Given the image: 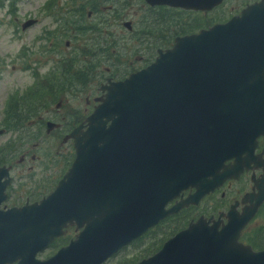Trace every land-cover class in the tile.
Here are the masks:
<instances>
[{"label": "water", "instance_id": "1", "mask_svg": "<svg viewBox=\"0 0 264 264\" xmlns=\"http://www.w3.org/2000/svg\"><path fill=\"white\" fill-rule=\"evenodd\" d=\"M148 1L199 7L208 0ZM106 87L87 128L81 123L70 134L76 157L56 188L40 202L0 211V239L34 252L68 223L84 225L53 257L35 260L42 264H99L171 212L165 203L179 179L201 185L213 174L207 181L217 182L198 185L205 193L226 178L221 166L239 167L240 134L264 120V0L177 36L149 65ZM228 151L238 155L234 164L207 156ZM243 199L251 205H233L227 222L201 216L136 264H264V248L240 239L264 201V174Z\"/></svg>", "mask_w": 264, "mask_h": 264}, {"label": "flooded vegetation", "instance_id": "2", "mask_svg": "<svg viewBox=\"0 0 264 264\" xmlns=\"http://www.w3.org/2000/svg\"><path fill=\"white\" fill-rule=\"evenodd\" d=\"M88 1H90V3H88ZM99 2L100 0H46L45 4L47 5L49 3V7H47L44 12L51 18V23L46 26L44 30L37 32L33 37V42L36 43V47L33 45L36 51L33 52L42 53L47 57L39 59L33 55L32 61L26 60L24 67L26 69L34 67V70H36L39 68L38 63L48 62V56H50L52 60L54 59L53 53H59L64 51L65 48H71L72 53H74V58L76 59V62L71 64L74 69L67 70L71 78L77 79L75 74L78 73V70L86 72L81 75H84L88 81L92 78H96L99 73V68L104 72L111 73V66H102L98 64L102 52L101 43L103 30H101V22L104 20L100 12L102 11V3ZM113 7L114 6L110 5V8ZM196 11L199 10L192 9V12L188 14L193 16L200 15ZM202 11L201 14L206 15L208 13L206 10ZM127 14V11H125V13L115 11V14L109 15L105 19L115 20L116 16L120 19L124 16L123 18L125 19ZM87 19L90 21H86ZM38 22L39 18L37 16L28 17L22 22V27L26 29L27 26L37 24ZM28 56L29 54H25L24 58ZM140 57L142 62L146 61L142 58V55H140ZM58 60L62 67H64L65 64L61 61L60 55ZM60 63H58V65H60ZM55 72V70L48 71L47 73L50 74V76L48 78L44 77L41 81L38 79V76H36L34 82L30 86L25 89H17L19 91L17 92V98L13 100L14 103H11V106L2 111L0 133L9 132L10 137L2 144L0 143L1 212H8L10 208L21 207L31 202L40 201L44 196L54 190L56 186L55 180L64 173L62 169L65 164L69 162L71 152L68 150L66 154L62 155L64 159H62L63 162L61 163L62 169H56V164L53 162L52 156H49L50 152L46 151L45 158L42 160L41 156L36 152L38 151L37 149L43 148L41 136L46 134V139L48 140L51 131L63 129L60 130L59 134H62L63 131L64 142L70 141L68 138L65 139L66 134L77 124L84 121L85 117L94 109V106L99 103L100 100L97 99V97L103 93L101 89L102 86L109 82L110 78L119 79L115 74H108L105 79L101 80L97 86L98 92L95 93L91 99L89 96L87 97V102L93 101L91 108L89 109L88 106V108L85 109L86 111L83 117L68 128L65 123L63 125L62 122L51 118L53 115L51 105L43 104L45 108L39 113L36 104L38 97L37 88L40 82L42 84L45 83L44 85L46 87V97L42 99V102L49 101L51 103L55 99V82L52 77ZM64 75L65 73L62 77ZM76 82L80 83L81 81L77 79ZM62 86L64 87V84ZM24 101L25 105L23 107L22 103ZM28 102H30V105H28ZM61 104L59 101L58 106L61 107ZM23 108L27 111H23ZM259 125L260 126L254 125L253 132H251L252 130H248L240 134L241 139H239V141L242 140L240 165L242 168L240 166L234 169L220 168L221 171L227 172L234 178L230 177L225 181L224 189L221 190L220 195V205H222L223 208H220L217 214L222 210H228L236 201L240 202L237 206L241 208L244 204L241 198L246 192L253 189L255 180L264 174V120L261 121ZM254 137L256 138L252 152L254 157H250L246 149L251 146ZM60 138L62 139V135H60ZM29 141L32 143L31 149L27 147L31 144ZM47 147L48 145L44 148L46 149ZM229 147H231V142L229 143ZM23 149L26 151H22ZM222 153L223 152H219L220 155H222ZM29 154L31 155L30 160L27 159ZM236 154L233 156L228 155L225 158V162H234L236 156L238 157ZM36 160H38V162L34 164ZM248 186L250 187L245 189ZM178 187H181L179 191ZM196 190L197 187L195 184H192V182L179 179V182L175 184V190L171 189L172 194L178 191V196L170 200L167 205L169 206L172 204L175 199L181 197L182 194L188 196ZM232 192H236V194L240 192V195L236 197L233 202L228 204L227 193ZM206 196L210 197V194ZM194 206L195 205L189 204L182 208L178 212L179 214L176 213L175 219H184L183 225L203 214L197 208H193ZM4 212H2V214ZM213 214L214 213H211L210 215ZM76 233V225H69L65 228V232L62 235L55 238L56 240L36 252H34L33 249L17 248L15 238H11V241L8 239H0V264H39V262L35 260L49 259L59 247L68 243ZM147 243L145 237H143L142 244L135 246L134 250H140L141 247H145L144 250L141 249V253H144L148 249ZM130 260H132V258H130ZM130 260L127 259L128 262Z\"/></svg>", "mask_w": 264, "mask_h": 264}, {"label": "rangeland", "instance_id": "3", "mask_svg": "<svg viewBox=\"0 0 264 264\" xmlns=\"http://www.w3.org/2000/svg\"><path fill=\"white\" fill-rule=\"evenodd\" d=\"M45 1L46 0H0V62L4 63V67L0 70V119L2 111L11 106V104H7L11 94H13L15 90L22 88L25 89L26 87L30 86L34 82L36 76H38L40 81L44 77L48 78L50 74L47 72L55 70L56 72L54 76H52L55 82V99L53 102L49 103L53 111L51 118L62 122L63 125L65 123V125L69 128L72 124L77 123L83 117L86 111L85 109H87L88 106L89 109L91 108L93 101L87 102V97L89 96L91 99L92 96L98 92L97 86L101 80L106 78L108 74L122 76L127 71L133 69L135 65L138 66L143 63L140 59V55H142V58H145L148 61L155 55L157 47L160 46L158 43L161 45H168L171 42L166 41V29H164V27L161 29L152 28L150 23L155 24V21H151L150 23L148 22V16L146 14L150 13V9L143 3L142 0H131V2L127 3H125L123 0L114 3H112V0H103V10L101 12L103 16H109L113 13L115 14V11H120L121 13H125V11H127L129 16L126 17V19L132 21V27L129 29L125 25V22H123L124 18L120 19L118 16H116L115 20H109L108 31H112L115 34L113 36L107 35L108 38H106V40L108 41L114 39L117 42L120 41V47L123 45L121 47L122 55L118 56V54H116V56H111L106 64H104L110 65L117 73L104 72L99 68V73L96 78H92L91 81H88L84 75H81L82 82H76L77 79L71 78L69 75L70 73L67 71L69 69H74L71 64L76 62L71 48H65V50L62 52L53 53L54 59L52 60L50 59V56H48V62L38 63L39 68L36 70H34V67L26 69L24 67V63L26 60L31 62L33 55L39 59L47 57L42 53L33 52L36 51V49L33 48V45L36 47V43L33 42V37L37 32L44 30L46 26L51 23V18L44 12L45 9L49 7V3L46 5ZM252 1L253 0H225L224 5L213 12L215 16L214 19H216L215 21L224 20L230 14L239 11L247 3ZM106 4H113L114 7L106 8ZM131 4H133V7H130ZM153 12L155 13V10ZM36 16L39 18V22L37 24L31 25L26 29L22 28V22L24 20H26L28 17ZM199 19L203 20L199 22ZM209 19L196 17L194 21L191 17L178 16V18L171 20L170 24L173 25V27L176 26L180 29L185 27L181 30H194L211 24L208 22ZM204 20H206L208 23H206ZM173 29L175 30L176 28ZM103 36L106 37L105 34H103ZM114 49L115 48L112 47L110 51H114ZM25 54H29V56L24 58ZM59 55L61 56V61L63 64H65L64 67H62L58 60ZM103 59L105 61V56ZM58 63H60V65H58ZM64 73L65 75L62 77ZM44 84L40 82L37 88L38 91L36 90L38 94L36 104L39 113H41L45 108L43 105L45 102H42V99L46 97V87ZM63 84L64 87L62 86ZM59 101L60 104L62 102L61 107L58 106ZM24 105L25 101L22 103L23 107ZM28 105H30V102H28ZM23 111L27 110L23 108ZM60 130L51 131L48 140L46 139V134H43L41 136L43 148L37 149L38 151H36L37 154L41 156V160L45 158L46 151L50 152L49 156H52L53 162L56 164V169H62V155L68 152L69 146L70 149H72V144L70 145L69 141L64 142L63 131L62 134H59ZM60 135H62V139L60 138ZM9 137V132L0 133V143L2 144ZM46 145H48V147L45 149L44 147ZM31 146L32 143L27 147L31 149ZM22 151L25 152L26 150L23 149ZM71 152L73 153V150H71ZM27 159H31L30 154L27 156ZM37 162L38 160L34 161V164ZM56 182L57 178L55 180V183ZM249 187L250 186L245 189H248ZM230 194L232 197L228 198V204L233 202L234 199L240 195V192L237 194L236 192H232ZM246 205H251V202L249 201V203ZM220 208H223L222 205H220V202L214 204H210L208 202L202 207H200V205L197 207L200 212H204L203 214L207 216L211 213L217 214ZM183 221L184 219H180L171 223H175L176 226L179 227L182 225ZM168 225L164 226L163 230L168 228ZM257 226H264V210H260V213L252 220L248 229L251 230ZM166 236H168L166 233H162V237ZM248 238L249 234L247 235L246 240H248ZM146 245H149V248L152 249L155 245V242L154 240L148 241ZM144 248L145 247H141L140 249L144 250ZM137 253L138 252H136V254ZM130 256L134 258V253L126 255L122 259L126 260ZM116 261L117 259L114 258L110 264H115Z\"/></svg>", "mask_w": 264, "mask_h": 264}, {"label": "trees", "instance_id": "4", "mask_svg": "<svg viewBox=\"0 0 264 264\" xmlns=\"http://www.w3.org/2000/svg\"><path fill=\"white\" fill-rule=\"evenodd\" d=\"M103 0H100L99 3H102ZM122 0H112V3L114 2H120ZM125 3L127 2H131V0H123ZM88 3H90V1H88ZM110 5L114 6L113 4H106L105 7L106 8H110ZM132 5H130L131 7ZM103 10V8H102ZM115 11V10H114ZM102 12V11H100ZM111 15V14H110ZM183 14H180V13H176L170 9H155V13H150L148 16V22L150 23L151 21H155V24H151L150 25L152 26V28H159L161 29L162 27H164V29H166V32H165V35H166V41H172L174 38V35H177V34H183V33H186V32H190V31H193V29H190V30H181V29H184L185 27L183 28H178L176 26L173 27V25L170 24L171 20H174L175 18H178V16H181ZM101 16L103 17V21L101 22V25H102V29L103 30V34L106 35V37H102V43H101V58L99 59L98 61V64L104 66L106 64V62L108 61V59L111 57V56H116V54H118V56H121L122 55V50H121V46L119 45V42H117L116 40L114 39H111V40H106V38H108V36H113L112 34H109L110 32L108 31V24H109V20H106L105 18H107L108 16H103L101 14ZM167 16V18H166ZM210 18V19H209ZM209 23H214V21L216 19L214 14L212 15V17H209ZM203 19H199L198 21L201 22ZM86 21H90L89 19H87ZM111 21V20H110ZM195 21V20H194ZM206 22V20H204ZM206 22V23H208ZM86 23V22H85ZM88 24V23H86ZM197 25V24H196ZM199 25V23H198ZM173 28H176L175 30ZM191 28V27H189ZM173 29V30H172ZM105 30V31H104ZM108 35V36H107ZM137 42V41H136ZM159 45H161L160 43H158ZM135 46V44H134ZM114 47V51H110V49ZM104 56H105V61H104ZM105 63V64H104ZM0 68L1 67V62H0ZM83 73H86L84 72L83 70H78V73H76V78L82 82V78H81V74ZM91 81V80H90ZM50 102H45V104H49ZM35 107V106H34ZM264 210V207L262 208V211ZM249 234V238L248 242L252 243L256 248H263L264 247V226H257V227H254V229H251V230H247L245 231L244 233V238L246 239L247 238V235Z\"/></svg>", "mask_w": 264, "mask_h": 264}]
</instances>
